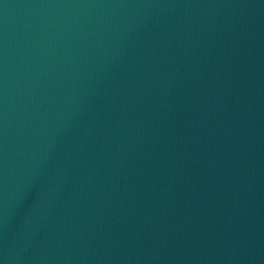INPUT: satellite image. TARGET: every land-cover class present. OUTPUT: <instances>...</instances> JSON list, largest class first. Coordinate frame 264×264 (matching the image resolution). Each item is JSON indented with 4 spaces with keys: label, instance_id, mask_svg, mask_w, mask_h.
<instances>
[{
    "label": "water",
    "instance_id": "95a60500",
    "mask_svg": "<svg viewBox=\"0 0 264 264\" xmlns=\"http://www.w3.org/2000/svg\"><path fill=\"white\" fill-rule=\"evenodd\" d=\"M0 264H264V0H0Z\"/></svg>",
    "mask_w": 264,
    "mask_h": 264
}]
</instances>
